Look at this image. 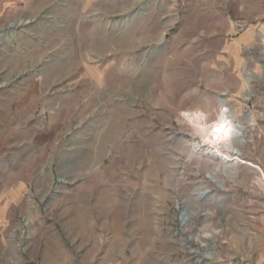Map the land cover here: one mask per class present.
<instances>
[{
  "label": "rangeland",
  "instance_id": "1",
  "mask_svg": "<svg viewBox=\"0 0 264 264\" xmlns=\"http://www.w3.org/2000/svg\"><path fill=\"white\" fill-rule=\"evenodd\" d=\"M263 22L264 0H0V264H264V125L236 114ZM222 100L244 143L216 139Z\"/></svg>",
  "mask_w": 264,
  "mask_h": 264
},
{
  "label": "crops",
  "instance_id": "2",
  "mask_svg": "<svg viewBox=\"0 0 264 264\" xmlns=\"http://www.w3.org/2000/svg\"><path fill=\"white\" fill-rule=\"evenodd\" d=\"M247 34L249 36V40H250L249 42L253 43L256 39L258 44L264 48V22L258 24L257 26L251 27L247 31ZM262 54H264V50L262 51ZM260 70L264 72V59ZM243 93L245 94L246 92ZM258 95H259L258 97L256 98L254 97L252 98V100L246 98V100H249V102L244 104L241 109L239 108L236 114L237 116L239 115L238 117H241L243 115V111H245L248 107H250L253 110L252 111L253 120H258L262 125H264V82L259 86ZM258 110L263 112L262 115L258 114L259 117H257L255 114V112L258 113Z\"/></svg>",
  "mask_w": 264,
  "mask_h": 264
},
{
  "label": "bare ground",
  "instance_id": "3",
  "mask_svg": "<svg viewBox=\"0 0 264 264\" xmlns=\"http://www.w3.org/2000/svg\"><path fill=\"white\" fill-rule=\"evenodd\" d=\"M224 105L228 106V104L225 102V100H222V107ZM235 119H236V117H235L234 113L230 109H228L227 114H225V113L222 114L221 120L217 124V127L221 126V125L227 126L230 129V133H229L228 138H239L240 142L244 143V141L241 140V136H242L243 132L245 131V127L241 126V125L234 126L233 123H234ZM236 153H239V151H236ZM186 217H187L186 213L183 214V221H186Z\"/></svg>",
  "mask_w": 264,
  "mask_h": 264
},
{
  "label": "clouds",
  "instance_id": "4",
  "mask_svg": "<svg viewBox=\"0 0 264 264\" xmlns=\"http://www.w3.org/2000/svg\"><path fill=\"white\" fill-rule=\"evenodd\" d=\"M230 133V129L227 126L221 125L215 128L214 135L216 139L227 140Z\"/></svg>",
  "mask_w": 264,
  "mask_h": 264
},
{
  "label": "built area",
  "instance_id": "5",
  "mask_svg": "<svg viewBox=\"0 0 264 264\" xmlns=\"http://www.w3.org/2000/svg\"><path fill=\"white\" fill-rule=\"evenodd\" d=\"M228 109H230V107L227 106V105H224L223 108L221 109V115H222L223 113L227 114V113H228ZM220 119H221V117H220Z\"/></svg>",
  "mask_w": 264,
  "mask_h": 264
}]
</instances>
